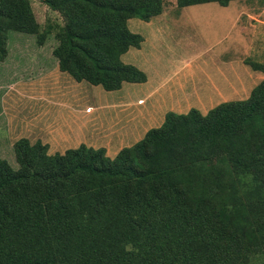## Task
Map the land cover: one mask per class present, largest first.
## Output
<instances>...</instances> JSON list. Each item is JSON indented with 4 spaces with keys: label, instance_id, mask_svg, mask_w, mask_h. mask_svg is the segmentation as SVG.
<instances>
[{
    "label": "trees",
    "instance_id": "16d2710c",
    "mask_svg": "<svg viewBox=\"0 0 264 264\" xmlns=\"http://www.w3.org/2000/svg\"><path fill=\"white\" fill-rule=\"evenodd\" d=\"M30 1L0 0V61L8 30L38 45L53 33L75 82L114 92L147 81L121 57L143 42L128 21L160 16L162 0H40L62 18L42 33ZM234 1L246 0L176 7ZM13 150L16 171L0 155V264H264V80L205 115L167 114L113 158L85 145L49 154L25 138Z\"/></svg>",
    "mask_w": 264,
    "mask_h": 264
},
{
    "label": "rangeland",
    "instance_id": "374dc122",
    "mask_svg": "<svg viewBox=\"0 0 264 264\" xmlns=\"http://www.w3.org/2000/svg\"><path fill=\"white\" fill-rule=\"evenodd\" d=\"M162 1L158 18L128 21L129 31L139 34L143 42L121 57L124 64L143 71L147 81L124 83L114 92L75 82L58 70L53 58L59 80L55 78L56 72L45 66L57 46L53 33L38 45L33 32L7 31L9 57L7 65L0 66L7 73L0 76V106L3 86L17 78L20 83L19 97L5 100L10 136L0 139V155L13 170L18 169L13 144L20 138L42 135L49 154L85 145L103 148L113 158L122 148L143 139L147 131L159 128L167 114L197 110L205 115L222 103L246 100L264 80L262 73L245 64L264 65V0L234 1L226 8L204 4L182 9L176 7V0ZM30 2L40 33L48 26L62 25L60 15L40 0ZM11 55H17L22 67L16 68ZM58 86L64 91L59 100L75 102L73 106L84 111L83 121L52 100ZM40 96L52 103L37 102Z\"/></svg>",
    "mask_w": 264,
    "mask_h": 264
},
{
    "label": "crops",
    "instance_id": "0c3cea01",
    "mask_svg": "<svg viewBox=\"0 0 264 264\" xmlns=\"http://www.w3.org/2000/svg\"><path fill=\"white\" fill-rule=\"evenodd\" d=\"M221 8H226V7H221ZM158 17H156V18H158ZM232 27H234V20L232 21ZM16 56L17 55H11V58L13 59L12 63L14 65H16V68L22 67L20 65L19 61H16L17 60ZM8 57H9V54H8V50H7V55H6V57H5V59L3 61H0V66H6L7 65ZM50 58H51V60H50ZM50 58H48V60L46 59L47 61L45 62V64H46L45 66L47 68L50 66L48 70L51 73L56 72V75H54V77L58 78V80H59V76H58V73H57V70H56V64H57V68H58V60L53 56V54H52V56ZM53 58L56 60V64H55V60ZM22 64L24 65L23 62H22ZM28 68H32V66H30ZM182 68H179L178 71H180ZM6 74L7 73H6L5 69H0V76H2L4 78ZM19 83L20 82H19L18 78L17 79H13L11 81H8L6 83V85L3 86V88L1 89L3 91V93H2V96H1V106H0V114H1L0 115V139H2L3 136H10L9 125L7 124L8 120L5 118V116H6V112H5V109H4L5 108V100H9L8 98H10V97H11L10 100H12V98L19 97V93H16V89H17V86L19 85ZM41 85H44V84L41 83ZM45 85H47V84H45ZM68 87H72V86L69 85ZM68 87H65L66 90L68 89ZM232 89H233V87H232ZM54 91H56V92H53L54 93V99H52V100H54L59 106L66 107L67 109L72 111L74 119L75 118L76 119H81L82 121H83V119H85V117H83L84 116V111H82L81 109L78 110L76 107L73 106V104L75 102H72L70 100V101H67V103H66V102H63V101L59 100L60 98L64 97V91L60 90L59 86H58L57 89H54ZM37 102H42V103H45V104L52 103L47 96L38 97L37 98ZM138 102H142V101L139 100ZM40 114L41 113L39 112V115ZM35 137H39V136L36 135V136H34V138H26V139H28L30 142L40 141L42 144H46L48 146L46 141L41 140L43 138L42 135L39 138H35Z\"/></svg>",
    "mask_w": 264,
    "mask_h": 264
}]
</instances>
